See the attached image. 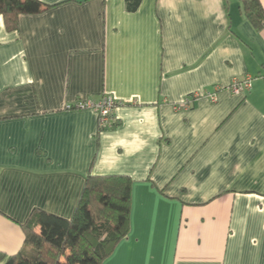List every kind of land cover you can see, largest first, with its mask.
<instances>
[{"label": "crops", "instance_id": "0c3cea01", "mask_svg": "<svg viewBox=\"0 0 264 264\" xmlns=\"http://www.w3.org/2000/svg\"><path fill=\"white\" fill-rule=\"evenodd\" d=\"M38 1L15 32L0 16V254L33 211L70 219L87 176L125 175L129 233L102 264H264V27L239 0ZM103 95L125 103L106 129L65 108Z\"/></svg>", "mask_w": 264, "mask_h": 264}, {"label": "trees", "instance_id": "16d2710c", "mask_svg": "<svg viewBox=\"0 0 264 264\" xmlns=\"http://www.w3.org/2000/svg\"><path fill=\"white\" fill-rule=\"evenodd\" d=\"M127 9L139 0H125ZM252 25L264 27V11L258 0H239ZM50 6L38 0H0L5 30H17L22 15H37ZM132 180L125 175L87 176L70 219L41 210L31 213L23 225L24 247L4 257L3 264H102L130 228Z\"/></svg>", "mask_w": 264, "mask_h": 264}, {"label": "built area", "instance_id": "2783aa9c", "mask_svg": "<svg viewBox=\"0 0 264 264\" xmlns=\"http://www.w3.org/2000/svg\"><path fill=\"white\" fill-rule=\"evenodd\" d=\"M260 78L264 79V72L260 76ZM256 77H252L250 75H245L240 78H234L230 82V84L226 87H217L213 92H205V93H192L189 96L183 98L182 101L175 104L173 108L175 110L187 109L190 104L197 100L198 98L204 97L208 99L210 102H215L216 93L222 90H226L231 94L239 95L249 91L252 87L253 81ZM125 104L124 102L117 101L108 95H103L98 101H77L74 106H66V109H81V110H92L97 114L98 124L100 129H106L109 127L113 121V112L118 106Z\"/></svg>", "mask_w": 264, "mask_h": 264}]
</instances>
